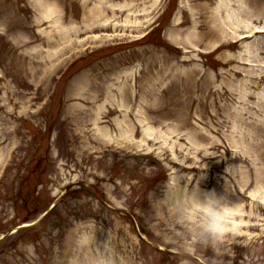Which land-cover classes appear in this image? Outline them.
Returning <instances> with one entry per match:
<instances>
[{"label":"rangeland","instance_id":"rangeland-1","mask_svg":"<svg viewBox=\"0 0 264 264\" xmlns=\"http://www.w3.org/2000/svg\"><path fill=\"white\" fill-rule=\"evenodd\" d=\"M177 174L225 198L211 246L155 220ZM92 221L126 264H264V0H0V264Z\"/></svg>","mask_w":264,"mask_h":264},{"label":"clouds","instance_id":"clouds-1","mask_svg":"<svg viewBox=\"0 0 264 264\" xmlns=\"http://www.w3.org/2000/svg\"><path fill=\"white\" fill-rule=\"evenodd\" d=\"M154 194L155 220L176 235L196 246L214 244L223 231V220L228 211L223 195L201 192L198 183L189 182L177 174L174 181H164ZM98 226L95 221L82 234L73 238L67 264H126L116 243L107 234L106 240L97 244Z\"/></svg>","mask_w":264,"mask_h":264},{"label":"bare ground","instance_id":"bare-ground-1","mask_svg":"<svg viewBox=\"0 0 264 264\" xmlns=\"http://www.w3.org/2000/svg\"><path fill=\"white\" fill-rule=\"evenodd\" d=\"M99 17H100V16H99ZM96 22H98V20H95V19H94L93 24H95Z\"/></svg>","mask_w":264,"mask_h":264}]
</instances>
